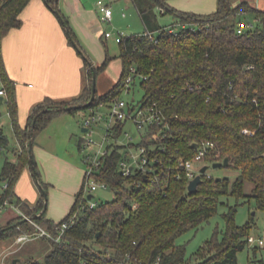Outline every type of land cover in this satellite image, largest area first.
<instances>
[{
    "label": "trees",
    "instance_id": "obj_1",
    "mask_svg": "<svg viewBox=\"0 0 264 264\" xmlns=\"http://www.w3.org/2000/svg\"><path fill=\"white\" fill-rule=\"evenodd\" d=\"M132 1L147 31L158 32L154 34L158 42L146 36L147 31L125 37L119 43L123 66L120 80L106 94L97 92L90 107L85 105L91 100L94 71L97 76L103 73L112 57L107 56L102 65H94L93 69L84 50L86 57L76 49L88 69V86L71 101L46 98L23 126L17 82L7 71L3 41L13 29L23 25L22 13L31 0H0V89L6 92L0 96V118L6 106L21 149L17 160H7L3 167L2 178L7 187L0 192V207L6 202L20 206L28 216L35 215L34 222L55 236L59 234L57 225L76 216L75 224L60 242L43 237L51 243L43 258L30 256L22 264H125L129 254L142 264H192L186 260L185 246L177 240L215 216L220 205H225L223 196H232L237 201L254 198L257 208L264 211V11L248 0H219L217 10L210 14L181 11L170 0ZM44 2L66 20L59 0ZM156 9L161 14H173L176 22L158 26ZM249 16L255 17L257 23L247 21ZM66 23L71 28L67 20ZM72 35L77 42L73 31ZM69 43L74 46L70 39ZM132 68L136 69L135 78L140 79L144 91L141 102H156L169 124L167 130L151 127L142 143L153 147L154 155L163 162L156 176L123 177L117 169L123 153L117 147L106 158L98 176L115 192L116 199L112 202L84 209L88 200L81 190L70 213L56 223L46 217L44 196L34 208L16 199L15 186L27 168L33 175L37 173L41 186L47 190L36 161L32 162L29 142L34 143L37 135L60 114L110 104L123 96L130 89L127 78ZM70 105L79 107L66 111ZM158 131L162 132L161 138L152 140L151 136ZM8 141L5 135L0 136V148L8 146ZM203 141L215 142L217 146L213 155L206 158L207 162L229 158L227 168L237 171L238 176L233 183L230 178L204 176L198 191L189 193L188 179L179 167V160L193 159L197 153L194 144ZM135 179L142 181L140 187L133 186ZM247 183L251 184L249 194L245 193ZM238 204L228 206L223 215L226 224L222 238L216 232L199 251L201 262L196 264H239L238 254L250 245L254 219L238 225L235 221ZM23 219L16 212L0 228V240L10 237L16 240L22 230L38 232L30 221L14 226ZM261 246L254 247V255ZM255 262L264 264V260Z\"/></svg>",
    "mask_w": 264,
    "mask_h": 264
},
{
    "label": "rangeland",
    "instance_id": "obj_2",
    "mask_svg": "<svg viewBox=\"0 0 264 264\" xmlns=\"http://www.w3.org/2000/svg\"><path fill=\"white\" fill-rule=\"evenodd\" d=\"M100 1L104 5L110 6L114 13L111 22H99L102 34L106 31L114 35L122 32L125 38L147 31L132 0L129 3H127L128 0H87V6L93 9L97 19L102 16L98 5ZM248 1L264 11V0ZM173 3L176 4L174 6L179 10L186 9L198 14H210L218 8V0H174ZM155 13L158 26H170L176 22V17L173 14H161L159 9H156ZM247 21L256 22V19L253 16H249ZM102 34L99 37V42L92 43L94 45L89 44L88 46L87 43L84 44V48L87 49L88 53L84 52L88 54L94 65H102L107 56L112 57L105 71L97 76V92L99 95L105 94L116 85L122 71L119 42L115 38L105 39ZM154 34L158 35V32L155 31ZM143 96L144 91L140 87V79H136L135 83L130 86L129 91H125L123 94V98L127 102L140 101ZM106 110L104 109L102 112L106 113ZM89 114L90 108L79 109L74 113L66 112L60 114L49 123L47 128L37 135L34 141L33 157L37 162L40 179L47 186L46 216L53 219L56 223H59L68 215L75 195L77 196L81 190H83L85 197H88L87 190L89 188H87L84 177V173L87 170L85 158L89 154H93V152L84 149L83 143L86 133L82 131V127L84 126V120ZM106 125L101 123L100 126L95 127L96 131L92 138L97 143L103 141ZM0 126L9 140L7 147L0 148V192H2L5 187V181L1 178L2 162L6 157L12 160L15 157V149L17 148L6 106L2 108ZM126 132L128 135H126ZM129 137L134 139L135 144L142 141L140 132L132 121L125 123L123 131L117 139L122 143H126L129 141ZM115 142V138L110 139V142H106L105 148L108 144ZM93 150H98V145H95ZM209 172L216 178L228 176L231 183L238 176L237 171L227 167L217 169L211 167ZM30 175L33 184L40 191V184L38 183V187L33 175ZM22 187H24L23 183ZM250 191L251 184L247 183L245 185V193L249 194ZM93 195V201L100 204L112 202L116 199V194L111 187L100 188ZM221 199L225 202V205H220L219 211L215 216L199 228L189 230L177 240L179 245H184L186 248V260H190L192 264L201 262L199 251L208 241L212 240L216 232H218L219 239L222 238L226 224L223 215L228 211L229 205L234 206L239 203L235 217L236 223L244 225L253 217L254 226L251 232L253 240L250 241V245L245 250L238 254V263L260 264V262L256 263L255 261L264 260V245L261 246L256 255H254L253 249L259 246L260 239L264 240V211L257 208L254 198H242L237 201L232 196H223ZM11 211L15 213L11 206L1 209L0 224H5L7 223V218H12L13 213ZM49 248H51V243L47 238L43 237L24 244H18L13 237L5 239V242L0 240V264H13L15 259H19V263L22 264L30 256L43 258ZM5 256L6 258H4Z\"/></svg>",
    "mask_w": 264,
    "mask_h": 264
},
{
    "label": "crops",
    "instance_id": "obj_3",
    "mask_svg": "<svg viewBox=\"0 0 264 264\" xmlns=\"http://www.w3.org/2000/svg\"><path fill=\"white\" fill-rule=\"evenodd\" d=\"M173 1L170 0V4L175 7L176 4ZM129 2L132 1L128 0L127 3ZM87 5V0H59L61 12L74 32L79 46L86 53L88 52L84 48V44L87 43L88 46L89 44L94 45L92 43L99 42V37L102 34V29L101 27L99 28V22L102 21L101 17L97 19L93 9ZM181 11L192 12L186 9ZM22 19L23 25L20 28L13 29L5 37L3 54L8 73L17 82L20 122L25 126L34 108L39 103L46 98H52L57 101H71L83 93L89 83V79L88 69L85 67L83 58L75 47L69 43L63 25L57 15L48 8L44 0H31L22 13ZM102 36L105 38L104 33ZM0 129V133L5 135L1 126ZM11 129L13 132L12 124ZM15 140L17 143L15 157L12 160L8 157L3 160L1 178L5 162L7 160L16 161L21 152L16 137ZM31 172L32 170L28 168L23 172L15 186V191L16 199H20L25 205L34 208L42 200L43 193L33 172ZM30 174L33 175L40 191L33 184ZM2 180L5 181L3 178ZM22 183L25 188L22 187ZM76 198L77 196L75 195L69 213ZM11 208L15 211V213L11 211L13 213L12 218H14L16 210L13 207ZM12 218H7V223ZM48 219L53 220L51 218ZM7 223L0 224V228Z\"/></svg>",
    "mask_w": 264,
    "mask_h": 264
},
{
    "label": "built area",
    "instance_id": "obj_4",
    "mask_svg": "<svg viewBox=\"0 0 264 264\" xmlns=\"http://www.w3.org/2000/svg\"><path fill=\"white\" fill-rule=\"evenodd\" d=\"M99 10L102 14L101 20L104 22H111L113 18V10L110 6L104 5L103 2H99ZM172 30V28H171ZM241 32V30H240ZM146 36H149L152 40L158 42L157 37L151 32H145ZM104 36L106 39L115 38L117 42H121L124 39V34L121 32L116 35L111 34L109 32H105ZM136 69L132 68L131 74L127 78V86L130 87L136 81ZM143 80L147 79V77L142 76ZM5 90L0 89V96L5 95ZM104 109L105 112H102ZM132 121L137 126V129L140 132L142 141L138 144L134 143V139L129 137V141L126 143H122L118 141L117 137H119L123 131L124 125L126 122ZM101 123L106 125L105 134H103V141L101 143H97L92 137L95 134V127L100 126ZM87 131L86 138L84 139V149H88L93 152V154H89L85 158V163L87 165V170L85 171V183L87 184V188H89L88 196L93 194L100 188H109L111 187L109 183L101 181L98 176L102 169L105 166L106 158L112 153V151L120 147L123 156L118 162L117 169L118 172L126 178H132L135 175H142L144 177H155L157 173L158 167L163 166V162L159 159V157L154 155L155 149L153 147H147L143 145L144 138L148 134V130L153 126H160L162 129L167 130L169 124L166 122V116L164 112L158 107L156 102L146 103L133 100L132 102H127L124 100L123 96L117 97L112 100L110 104L100 103L96 107L90 108V114L86 117L83 124ZM246 133H250L248 130H245ZM126 135L128 133L126 132ZM162 136V132L158 131L151 136L152 140H159ZM115 138V143L108 144L105 148L106 142H110V139ZM117 139V140H116ZM95 145H98V150H93ZM217 149L216 143L212 141H203L201 143H197V153L193 159H180L179 167L185 172L186 177L189 183L196 178L197 175H202V177L206 176L211 178L213 175L209 172V170L205 173H201V169L205 165H212L215 162H207L206 158L211 157L213 152ZM180 177V175L178 176ZM142 185V181L140 179H135L133 182V186L140 187ZM7 184H5V188ZM88 203L83 205L84 209H93L98 205V202L93 201L87 197ZM8 206L13 207L16 212L23 216L24 218H29L26 213L17 205H10L6 202L2 208H7ZM134 209L137 208V204H134ZM31 223L37 227L38 232L35 233H27L26 231L21 232L16 238V242L18 244H24L26 242L42 238L48 237L56 242H60L62 237L66 233V231L71 228L76 222V216L72 217L70 220L63 222L62 224L57 225L56 229L58 230V235L55 236L52 233L46 231L41 226H39L34 220H30ZM253 238H250L252 241ZM260 245H264V240H259ZM125 264H142V261L134 257L133 255H128L126 257ZM159 264V262H156Z\"/></svg>",
    "mask_w": 264,
    "mask_h": 264
},
{
    "label": "water",
    "instance_id": "obj_5",
    "mask_svg": "<svg viewBox=\"0 0 264 264\" xmlns=\"http://www.w3.org/2000/svg\"><path fill=\"white\" fill-rule=\"evenodd\" d=\"M56 15L57 17L59 18V20L61 21L62 25L65 27L66 29V33L69 37L70 40H72L74 46L76 47V49L82 53L84 56V52H83V49H81V47L78 45V43L73 39V35H72V30L71 28H69V26L67 25L66 23V20L64 19V17L62 16V14L57 10L56 12ZM86 57V56H85ZM90 64H91V67L94 69V64L90 61ZM92 95H91V100L85 105V107H90L93 102L95 101L96 99V94H97V74L96 72L94 71V74H93V78H92ZM79 106L77 105H70L68 107L65 108L66 111H69V110H72V109H75V108H78ZM36 120V118H35ZM82 131L83 132H86L87 129L85 127L82 128ZM0 136H2V133H0ZM33 140H31L29 142V152H30V156L32 158V162L34 163L35 160H34V157H33ZM197 144L195 143L194 146H196ZM229 166V158H225L224 161H218V162H215L213 163L212 165H205L202 169H201V173L202 174H205L211 167L214 168V169H217V168H221V167H228ZM35 178H36V181L37 183L40 184L39 180L37 179V173L35 172ZM223 178H229L228 176L226 177H218V180H222ZM203 182V177L202 175H197L195 179H193L189 185H188V191L189 193H196L198 191V187L199 185ZM40 188L42 190V193H43V196H44V199H45V207L47 208V190H45L41 184H40ZM94 197L93 194H90L88 196L89 199H92ZM35 215H32L30 216L29 218H24L23 220H19L17 223H15L14 226H19L21 225L22 223L26 222V221H30V220H33ZM1 231V229H0ZM98 236H99V233H98ZM19 259H15L14 260V264H16L18 262Z\"/></svg>",
    "mask_w": 264,
    "mask_h": 264
}]
</instances>
